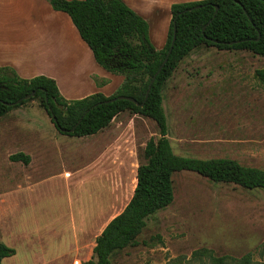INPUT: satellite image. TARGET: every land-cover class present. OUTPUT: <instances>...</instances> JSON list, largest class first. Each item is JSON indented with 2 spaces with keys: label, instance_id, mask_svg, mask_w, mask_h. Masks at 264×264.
Masks as SVG:
<instances>
[{
  "label": "rangeland",
  "instance_id": "374dc122",
  "mask_svg": "<svg viewBox=\"0 0 264 264\" xmlns=\"http://www.w3.org/2000/svg\"><path fill=\"white\" fill-rule=\"evenodd\" d=\"M262 67L264 56L246 50L201 46L185 56L162 90L173 152L264 167V85L254 75ZM126 114L108 131L125 122L129 131L106 155L104 131L60 134L38 98L0 118V241L15 249L1 264H81L91 255L92 238L130 196L146 141L158 136L151 118L121 119ZM76 149L79 171L68 161ZM19 151L28 164L9 158ZM173 187V201L110 264H188L202 246L218 255L251 252L264 264V190L189 170L174 173Z\"/></svg>",
  "mask_w": 264,
  "mask_h": 264
},
{
  "label": "trees",
  "instance_id": "16d2710c",
  "mask_svg": "<svg viewBox=\"0 0 264 264\" xmlns=\"http://www.w3.org/2000/svg\"><path fill=\"white\" fill-rule=\"evenodd\" d=\"M48 1L54 10L63 11L70 17L96 63L107 71L123 74V82L109 96L95 92L82 98L66 99L53 78L45 75L22 78L11 67L0 66V118L28 100L38 98L60 134L93 135L123 111L151 118L158 129V136H151L144 145V162L136 168L130 198L95 237L90 257L81 264H110L114 254L136 244L137 236L150 216L173 201V175L176 172L195 171L210 181L264 190V167L246 165L230 157L199 158L175 154L167 136L162 105L166 80L179 62L198 47L246 50L264 56V0L173 3L167 38L161 49L153 47L146 20L123 0ZM174 25L172 50L143 102L148 84L171 44ZM254 75L264 85V67L256 69ZM32 91H35L34 96L17 103ZM119 95L130 96L137 103L115 99ZM9 158L24 164L30 161V156L21 151ZM14 253L13 247L0 241V264ZM187 261L188 264L257 263L251 252L239 257L218 255L205 246L193 250Z\"/></svg>",
  "mask_w": 264,
  "mask_h": 264
},
{
  "label": "crops",
  "instance_id": "0c3cea01",
  "mask_svg": "<svg viewBox=\"0 0 264 264\" xmlns=\"http://www.w3.org/2000/svg\"><path fill=\"white\" fill-rule=\"evenodd\" d=\"M123 1L146 20L153 47L161 49L167 38L171 5L198 0ZM0 66L13 68L22 78L41 74L51 77L56 81L60 93L66 99L82 98L95 92L109 96L122 82L121 78H115L113 72L107 71L96 63L91 50L79 36L70 17L63 11L54 10L48 0H0ZM121 113L107 127L100 130L104 131L103 135H106V137L103 136L104 144L107 145L103 147L105 155L112 151L114 145L117 147L125 131L127 129L129 131L127 122L122 123L119 131H108ZM131 115L137 114L127 112L121 119H129ZM72 154L68 156V161L73 169L79 171L81 170V153L76 149ZM111 158L114 160L117 157L111 155L109 159ZM94 240L95 237L92 238L90 252H92ZM76 244L78 246V242Z\"/></svg>",
  "mask_w": 264,
  "mask_h": 264
},
{
  "label": "water",
  "instance_id": "95a60500",
  "mask_svg": "<svg viewBox=\"0 0 264 264\" xmlns=\"http://www.w3.org/2000/svg\"><path fill=\"white\" fill-rule=\"evenodd\" d=\"M216 8H217V7H216ZM174 39H175V25L173 26V36H172L171 44H170V46H169V48H168V50H167V52H166V54H165V56H164V58H163V60H162L160 66L158 67L156 73L152 76V78H151V80H150V82H149V84H148V89H147V91H146L145 98H144L143 102H144L145 99L147 98V95H148L149 89H150L151 84L153 83V81H154V79H155L157 73L160 72L161 68L164 66V64L166 63V61H167V59H168V56H169V54H170V52H171V50H172V46H173V41H174ZM34 94H35V91H32V92L26 94L25 96H23V98L18 99V100H17V103L20 102L22 99H28V98L34 96ZM115 99H127V100H130V101L134 102V103H137L136 100H135L134 98L130 97V96L119 95V96H116ZM143 102H142L140 105H142ZM71 130H73V128H71Z\"/></svg>",
  "mask_w": 264,
  "mask_h": 264
}]
</instances>
